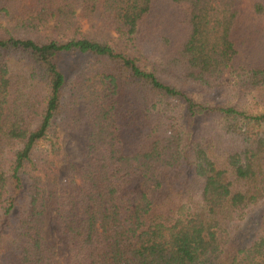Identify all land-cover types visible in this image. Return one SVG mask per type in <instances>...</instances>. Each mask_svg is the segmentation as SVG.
<instances>
[{
    "label": "trees",
    "instance_id": "16d2710c",
    "mask_svg": "<svg viewBox=\"0 0 264 264\" xmlns=\"http://www.w3.org/2000/svg\"><path fill=\"white\" fill-rule=\"evenodd\" d=\"M155 1L0 0V264H264V112L190 94L232 69L234 88L264 91V0ZM245 3L261 39L238 64ZM95 22L158 61L86 33ZM79 99L86 154L57 183ZM51 202L62 258L44 233Z\"/></svg>",
    "mask_w": 264,
    "mask_h": 264
},
{
    "label": "rangeland",
    "instance_id": "374dc122",
    "mask_svg": "<svg viewBox=\"0 0 264 264\" xmlns=\"http://www.w3.org/2000/svg\"><path fill=\"white\" fill-rule=\"evenodd\" d=\"M155 4L162 6L167 4V0H156ZM173 11L176 10L174 6ZM243 20L242 23L236 29L237 37H244V45L242 49V55L240 56L239 63H243L247 60L249 55H253L258 49V44L261 39L259 33L254 34V22L255 18L250 13L248 3L243 6ZM261 24L264 26V19ZM51 26V24L49 25ZM182 25L176 24L173 26L171 33L173 34L172 42L173 46H176L181 38ZM84 31L92 36L100 37L115 48L124 51L130 55L138 57L140 63L148 65L149 63L157 62L160 50L157 51V47L152 45H140L136 43L130 45V43L123 42L118 39V35L109 27L103 25L100 22H95L94 26L84 24ZM164 51V50H163ZM68 62H71L68 60ZM148 63V64H147ZM74 64V62L72 63ZM71 65V64H70ZM235 72L233 69L230 73L226 72L224 77L211 84L209 89H202L191 87L190 94L195 101L203 104L214 105V104H237L239 109L246 111L247 113H261L264 112V91L248 92L245 93L243 90H238L235 84ZM244 92V93H243ZM86 99H79L72 108L74 111V124L72 126L64 127L60 131L61 135V146L62 155L58 159L56 165L58 168L57 175H52L57 183L62 182L70 169L75 173L78 172L83 159L86 154V142H87V131L90 124L89 117L85 114L86 111ZM144 111V110H142ZM214 117L207 116L204 118L203 123L208 128H213L216 124ZM141 133V126L135 128L134 137L137 138ZM54 207L51 202L45 213V228L44 233L46 237L52 242L57 257L62 258L65 255V251L61 246V236L57 232V223L54 217ZM258 215V209H251L246 218L241 221L239 227L240 230H248L250 233L256 226V220Z\"/></svg>",
    "mask_w": 264,
    "mask_h": 264
}]
</instances>
